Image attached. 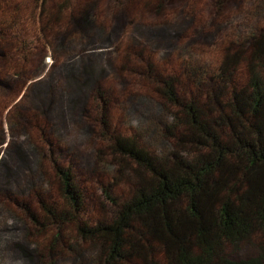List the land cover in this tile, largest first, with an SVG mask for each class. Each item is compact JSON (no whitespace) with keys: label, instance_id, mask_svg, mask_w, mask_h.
<instances>
[{"label":"trees","instance_id":"1","mask_svg":"<svg viewBox=\"0 0 264 264\" xmlns=\"http://www.w3.org/2000/svg\"><path fill=\"white\" fill-rule=\"evenodd\" d=\"M198 2L0 0V258L14 252L18 264H264V30L253 28L246 45L223 47L253 50L248 83L220 99L214 94L211 107L175 98L181 113L167 118L183 131L168 140L169 150L156 154L134 137H116L111 152L125 162L115 171L134 181L120 193L101 184L106 206L96 214L75 173L85 164L80 145L62 132L71 124L93 135L92 103L107 102L106 68L94 61L103 49L117 79L134 45L150 73L158 60L201 70L203 47L227 36L232 22L220 0L210 1L215 11L204 22ZM234 2L235 18H264V0ZM242 55L223 52L221 80L232 83L229 69L236 72ZM135 113L138 122L149 117ZM252 242L254 256L231 255Z\"/></svg>","mask_w":264,"mask_h":264},{"label":"rangeland","instance_id":"2","mask_svg":"<svg viewBox=\"0 0 264 264\" xmlns=\"http://www.w3.org/2000/svg\"><path fill=\"white\" fill-rule=\"evenodd\" d=\"M210 1L212 0H199L198 2V5L200 4L199 16H202L204 22L209 21L208 15L215 11ZM220 1L223 5L222 14L226 16V19L231 20L232 25L227 30V36L215 37L214 41L207 45L208 47H203V50L199 46L203 52L202 59L198 57L196 60L199 61L201 70L193 67L185 71V67L181 66L178 61L158 60L155 62L158 73L156 69L150 73L145 69L144 61L135 56L137 46L134 45L126 48V52L131 57L128 65L125 66V68L127 67L126 71L122 73L120 79H117L118 70L109 69L106 62L109 51L103 49L105 54H102L104 55L95 56L96 66L106 68V71L103 72V82L106 85L104 94L107 102L97 99L92 103L94 109L91 116L94 117L93 135L87 138L79 131L71 128V124L62 131H67L68 137L75 141L77 146L80 145L78 146L80 149L78 155L82 156L85 164L75 173L80 181L79 185L87 195L86 206L89 214L99 212L102 209L100 204L103 207L106 206V196L102 193L101 184L109 189H117V192L120 193L127 191L134 181L131 176L125 175L123 178L119 172L115 171L116 168L123 167L125 162L111 152L116 137L120 140L134 137L137 142L147 145L149 150L156 151V154L163 150L167 151L171 148L168 140L171 142V138L172 142L175 143L177 141L175 137L182 134L183 131L178 126L177 120L169 122L170 120L167 118L170 111L176 110L179 115L181 113L180 106L174 107L175 98L184 101L186 104L198 102L203 107H211L214 94L218 97L217 99H220L219 96L222 92L248 83L250 75L247 73L245 62L248 60L247 54H252L253 50L223 47L230 42L241 43V45L242 43L243 45L248 44L249 35L254 34L256 29H262L261 32L264 30V18L259 19V17H249L248 15L243 18H235L234 15L238 9L236 2L234 0ZM210 21L214 22L213 19ZM237 50L243 53L242 57L245 60L239 62L236 72L229 69L234 75L232 76V83H227V74L221 65L222 55L223 52H235ZM168 77L176 80V83L170 84V87L164 84V80ZM222 77L226 80H221ZM129 94L133 95L128 96ZM134 109L138 114H146L149 117L145 121L138 122L139 118H137L138 115ZM59 117L61 118V115L58 113L56 119L58 120ZM58 121L61 122V120ZM166 128L173 133V137L168 135ZM21 140V136H16L13 142L21 143ZM88 151H91V156L88 155ZM17 237L24 240L20 231L17 232ZM36 237L37 234L32 235V238ZM38 238L42 239V236H38ZM238 248L234 247L231 255L242 260L254 256L255 250H257L255 242L239 245ZM14 257H16L14 252L5 254L0 258V264H18L17 258Z\"/></svg>","mask_w":264,"mask_h":264}]
</instances>
